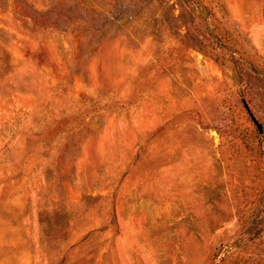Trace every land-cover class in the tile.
<instances>
[{
  "label": "rangeland",
  "instance_id": "rangeland-1",
  "mask_svg": "<svg viewBox=\"0 0 264 264\" xmlns=\"http://www.w3.org/2000/svg\"><path fill=\"white\" fill-rule=\"evenodd\" d=\"M0 264H264V0H0Z\"/></svg>",
  "mask_w": 264,
  "mask_h": 264
}]
</instances>
